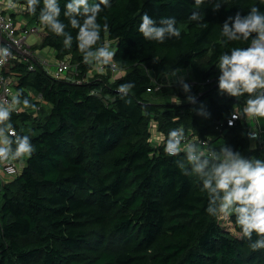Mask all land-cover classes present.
<instances>
[{
	"label": "trees",
	"instance_id": "trees-1",
	"mask_svg": "<svg viewBox=\"0 0 264 264\" xmlns=\"http://www.w3.org/2000/svg\"><path fill=\"white\" fill-rule=\"evenodd\" d=\"M12 1L43 28L33 48H49L56 61L67 58L76 72L67 79L39 62L31 70L21 59L9 69L15 92L22 90L32 102L21 104L10 119L31 136L35 151L17 160L14 178L2 179L0 172V264H264V249L253 250L241 238L234 214L214 218L205 211L207 194L198 178L175 163L183 153L169 156L154 137V129L161 135L182 126L209 146L226 141L264 158V143L248 138L243 120L228 124L247 94L219 95L214 65L220 52L246 46H226L221 22L257 0H226L216 11L206 0L202 22L187 19L193 0H112L98 19L103 24L107 17L109 28L101 36L116 53L117 76L109 65L101 71L83 63L75 40L64 48L63 37L26 11V0ZM142 12L157 19L175 16L181 37L144 39L136 30ZM173 72L186 75L195 106L204 102L209 118L193 113L187 101L172 102L185 95ZM126 81L135 82L130 103L116 90Z\"/></svg>",
	"mask_w": 264,
	"mask_h": 264
},
{
	"label": "clouds",
	"instance_id": "clouds-1",
	"mask_svg": "<svg viewBox=\"0 0 264 264\" xmlns=\"http://www.w3.org/2000/svg\"><path fill=\"white\" fill-rule=\"evenodd\" d=\"M207 2L216 11L225 5L226 0ZM193 3L196 7L187 19L202 22L204 15L200 6L206 0H193ZM111 7L112 0H64L63 10L61 0H26V11L36 15L41 25L56 36L63 37L64 48L70 49L75 40L83 63L101 71L116 55L101 36L102 31L109 28L107 17L102 18L103 24L98 19L105 9ZM62 11L65 19L60 18ZM72 29L76 30L75 36ZM136 30L144 39L158 43H163L166 38L181 37L175 16L157 19L142 12ZM220 34L226 46L236 41L246 46L230 47L216 57L217 93L235 98L247 94L242 114L249 118L264 117V0H257L247 11L238 9L227 15L221 22ZM153 60L155 62V58ZM172 76L174 84H178L185 94L184 100L176 95L172 102L179 105L187 101L194 105L190 109L193 113L209 118L211 112L204 102L195 106L197 97L192 93L186 75L173 72ZM134 87V81H126L118 84L116 90L122 99L128 97L130 103L129 93ZM31 103L22 90H17L10 101L0 103V161L18 160L35 151L31 136L18 132L10 119L19 105L27 107ZM236 119L238 116L232 115L228 124L232 125ZM246 135L264 143V136L256 131ZM158 143L169 156L180 157L183 153L175 163L185 175L195 174L198 178L200 190L207 194L205 211L214 218H230L234 214L241 238H246L253 250L264 249V158L245 155L240 148H234L226 141L218 147H201L199 138L188 139L182 126L169 128L166 134L159 136ZM258 146L254 143L252 148Z\"/></svg>",
	"mask_w": 264,
	"mask_h": 264
},
{
	"label": "built area",
	"instance_id": "built-area-1",
	"mask_svg": "<svg viewBox=\"0 0 264 264\" xmlns=\"http://www.w3.org/2000/svg\"><path fill=\"white\" fill-rule=\"evenodd\" d=\"M39 31L40 27L30 23L26 17L18 22L11 12L6 13L0 9V36L2 38V42L0 41V103L10 101L12 95L16 93L15 75L11 72L8 74V67L12 64L13 60L21 59L28 62L31 70L35 68L34 63L39 62L46 71L53 72L56 76H66L67 79H69L70 72H76L74 69L76 66L72 65L71 61L67 58L57 60L54 65H51L46 60L40 59L37 56L36 51L27 40L29 35ZM109 66L115 76L121 73L120 67L115 62H112ZM159 87L161 86L158 84L157 88ZM41 97L39 95L37 99H42ZM18 110L19 106L16 111ZM232 115L238 116V119L234 120L233 123L238 120L245 122L244 128L246 133L256 131L261 136L264 135L260 118H249L242 114V111H236ZM151 127L155 128L154 123H151ZM186 136L188 139H196L198 137L192 133H186ZM250 140L253 142L259 141ZM199 141L201 147L209 146V140L199 138ZM19 170L20 166L17 160L0 161V172L3 175L2 179L14 178L18 175Z\"/></svg>",
	"mask_w": 264,
	"mask_h": 264
},
{
	"label": "crops",
	"instance_id": "crops-1",
	"mask_svg": "<svg viewBox=\"0 0 264 264\" xmlns=\"http://www.w3.org/2000/svg\"><path fill=\"white\" fill-rule=\"evenodd\" d=\"M0 9L3 10L4 12H6V13L11 12L18 22L22 21L25 18V15H24L25 7L14 3L12 0H0ZM42 31H43V29H42ZM41 35L43 36V32L41 33ZM42 36H41V39H40L39 43L42 40ZM0 41L2 42L1 36H0ZM39 43H36V44H33V45H38ZM33 45H32V47H33ZM34 50L36 51L37 56L40 59L46 60L51 65H54L56 63V59L57 58L55 57V54H54V52L52 50H50V49L49 50H45L44 48L42 49V48H39V47H36ZM53 58H55V60H54L55 62L54 63L51 62V61H53L52 60ZM11 65L8 67V69H10ZM96 69L98 70V68H96ZM92 74L93 73L91 72L90 75H92ZM19 107H20V105H19Z\"/></svg>",
	"mask_w": 264,
	"mask_h": 264
},
{
	"label": "rangeland",
	"instance_id": "rangeland-1",
	"mask_svg": "<svg viewBox=\"0 0 264 264\" xmlns=\"http://www.w3.org/2000/svg\"><path fill=\"white\" fill-rule=\"evenodd\" d=\"M18 24V23H17ZM40 27V26H39ZM42 27H40V31L39 32H35L31 35H29L28 37V43L33 45V44H36V43H39L40 39H41V33L43 32L42 31ZM45 50H49V48H44ZM111 50H113V48H110ZM53 61H51L52 63H54L55 61V58L52 59ZM32 112H36L37 113V109L36 108H32L31 109ZM262 120H261V125H262V129L264 130V118L261 117ZM160 134H158V131L156 129H154V137L155 139L158 141V138H159ZM225 219V218H224Z\"/></svg>",
	"mask_w": 264,
	"mask_h": 264
}]
</instances>
